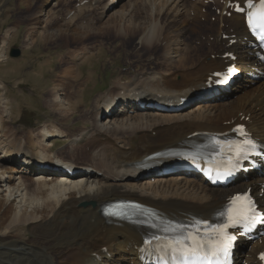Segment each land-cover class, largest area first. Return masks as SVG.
Wrapping results in <instances>:
<instances>
[{
	"label": "bare ground",
	"instance_id": "1",
	"mask_svg": "<svg viewBox=\"0 0 264 264\" xmlns=\"http://www.w3.org/2000/svg\"><path fill=\"white\" fill-rule=\"evenodd\" d=\"M161 1L145 0L147 18L134 20L128 19L134 4L127 5V0H108L103 11L83 25L82 19L81 23L72 15L61 18L57 12L50 10L49 13L47 7H53L58 1L45 0L41 10L23 22L26 50H34L37 45H63L65 52L59 54V58L69 54L70 65L64 68L59 83L52 82L45 90L52 97L58 118L44 122L38 129L15 127L14 107L12 110L6 93L0 92V264H139L135 247L141 244L143 232L105 218L101 209L107 202L137 200L170 214L210 215L236 190L252 186L254 192L259 193L256 188L259 177L253 174L245 179L241 175L243 181L235 190L228 187L222 191L210 189L192 173L139 179L143 174L140 167L150 162L146 160L149 155L189 141L183 133L225 131L244 116L243 123L264 142V80L237 79L229 92L214 98L219 101L212 105L202 100L189 110L177 113L139 106V99L168 104L169 100L193 97L213 79L214 72L229 64L222 58L225 52L238 55L236 66L243 69L245 77L246 65L254 62L249 55L250 48L243 42L244 18L237 14L228 19L221 12L217 25L211 24L213 28L199 35L190 34L197 40L205 34L214 37L208 45L209 41L201 43L207 45L204 54L198 56L199 47H195L197 58L188 51L182 52L179 36L169 43L175 32L186 35L195 27L205 29L212 15L206 2L221 3L222 0H196L190 4L185 0ZM227 2L221 5V11H231ZM204 8H207L205 12ZM188 12L194 13L189 20ZM201 23L205 24L203 28ZM111 31L115 38L135 39L138 50L156 42L162 43L164 51L160 59L149 56L147 67L129 79L115 78L111 88L98 93L87 107L84 92L88 83L85 82V86L78 83L81 66L102 56L108 44L98 43V40L81 49L72 45L109 35ZM224 34H235L236 44L230 46L229 41L223 39ZM6 36L0 46V62L8 58L11 36ZM80 107L85 109L79 110ZM78 121L82 124L76 128L65 124ZM87 121H91L94 128L82 127ZM154 130L157 133L151 135L149 132ZM49 135L63 139L65 146L56 148V139L51 143ZM86 144H94L98 149L77 158L74 152L82 150ZM55 161L64 166L73 165L84 173L65 178L45 174L37 168L40 163L54 164ZM259 202L263 203L264 197ZM87 209L94 210L98 224L92 226L83 221V211ZM256 247L264 249V246ZM254 251V248H239L238 264L246 259L250 264H259Z\"/></svg>",
	"mask_w": 264,
	"mask_h": 264
},
{
	"label": "rangeland",
	"instance_id": "2",
	"mask_svg": "<svg viewBox=\"0 0 264 264\" xmlns=\"http://www.w3.org/2000/svg\"><path fill=\"white\" fill-rule=\"evenodd\" d=\"M25 1L27 3H23L24 0L22 1L0 0V46L4 38L5 39L7 38L6 35L10 34L11 36L8 41L9 42L7 49L8 58L3 62H0V82H2L0 83V85L3 86L2 88L0 87V92L6 93L5 96L7 97V99L10 100V103L12 105V110L14 107L15 112L12 111V116L15 118L14 126L17 128L21 127V128L31 129L34 128L35 126H38L37 124L40 121L46 122L58 118V113L56 112V110H54V103L51 101L52 97L49 95L47 91L45 92V90L47 89L48 86L52 85L51 84L52 82L59 83V80L61 79V74H63V72L65 71L64 68L67 65H70V59H69V54L63 56L62 58H59V54H63L65 52V48L63 45L56 47H54V45L56 44L54 45L46 44L41 46L37 45V47H35L34 50L31 51L26 50V48L23 45V31L25 28V23L23 22L25 21V19H30L36 13H38L41 10L42 4L45 0H43L42 2H40V0H25ZM57 1H58L57 4L54 5L53 7L52 6L47 7L48 8L47 11L49 13L52 11H54L52 13L57 12L58 14H60V15L57 14V16L61 18L71 17L72 15V17H76L77 19H79L80 22H81L80 19H82L83 25H87L89 23L88 19L97 17L99 15V12H102L105 5H107L108 3V0H100V1L98 0L99 2L98 1L94 2L95 0L94 1L89 0V2H87L88 4L83 3L84 0L83 1L57 0ZM144 1L145 0H134V1L127 0V5L134 4L131 6L133 7L132 8L133 12L131 13L130 16H128V19L145 20V18H147L146 10L148 9L145 5L143 6V3H145ZM90 2L92 3V6H89L91 5ZM161 2L165 3L167 2V0H162ZM194 2L195 0H185V3L188 4ZM82 4L83 5L86 4V5L83 6ZM89 7L90 8L92 7L97 12L95 10H92V8L90 9ZM78 12L79 15L77 14ZM88 12L89 13L92 12V13L89 15ZM72 13L75 14L73 15ZM81 13L84 15L82 16ZM211 13L212 15L215 16L211 15L209 17L208 20L211 22L208 24V26L205 29L200 30L199 27H195L191 29L186 35L178 34L177 32H175L170 36L169 43H172L174 41V38L179 36V39L181 40L179 45L182 46V52L188 51L189 53L192 54L193 58H197L200 55V52L197 56L195 47L197 48L198 46H200L199 44L200 41H204L205 37L199 41L197 39H194V45L198 44V46L195 45L193 47V45L191 44L187 46L188 47L187 48L185 44L191 43L193 40L188 35L190 34L199 35L200 33H203L213 28L211 27V24L212 22L213 23L215 22L214 19L218 14L212 9H211ZM66 14H69L70 16ZM141 15L143 17H141ZM190 15L192 16L193 13L191 12L187 13L188 20L190 18ZM85 16L87 17L85 18ZM96 22L97 21L95 20L94 23L96 24ZM214 24L217 25V22ZM204 25L205 24L201 23L200 27L203 28ZM113 33L114 32L111 31L109 35L104 34L96 38H91L90 39L91 41L88 40L85 43L72 45L76 49H81L84 45L91 46L92 44L97 43L98 40H99L98 43L103 41L104 44L105 43L108 44V46L102 50L104 51L102 52V56L94 57L92 63H85L84 65L81 66L82 75H81V79L78 80V83H80L81 86H85V82L88 83L87 84L88 86L86 85V92H84L85 95L84 100L85 102H87V104L85 103L87 107L91 105L90 102L94 99V97L98 93L105 92L111 88L115 78L121 76L124 80H127L129 79V77L136 74L140 69L142 70L147 67L146 59L149 56H152L154 59H158V58L160 59L162 57L161 54H163L164 51L162 43L155 42V44H152L151 46H146L147 48L139 47L140 48L139 50H141L139 51L138 47H136L135 45L136 44L135 39L134 40L130 38L122 39V37L120 38L119 36L115 38ZM208 40L212 41V38L210 39L208 38ZM11 47H16L19 49L20 55L18 57L12 58L11 56H9ZM131 61L133 62V64ZM47 68L50 70L49 72L46 71ZM10 70L13 71V73L10 72ZM55 80L58 82H56ZM42 86L45 87L43 88ZM104 87H106L107 89L103 91H99L100 88L104 89ZM214 102L217 101L211 100V102L205 101L204 103H210L212 105ZM194 104L195 103H193V105ZM190 107H192V105ZM78 109L82 110L85 108L80 107ZM65 124L66 126H69L71 128H76L80 126L82 122L78 121L77 123H73V124L71 122H68ZM41 125L38 128H40ZM82 127L94 128L91 121H87V125ZM173 129L177 130L178 128L173 127ZM149 133L151 135H154L157 133V131L154 130ZM189 135H190L189 133H183V137L185 138H188ZM56 143H57L56 147L58 148L60 147L62 148L65 146L63 139H56ZM97 149L98 148L95 147L94 144H86L82 150L74 152V155L77 158H84L92 150H97ZM83 215H84L83 221H86V223L92 226L98 224L99 221L96 219V214L93 209H87L83 211Z\"/></svg>",
	"mask_w": 264,
	"mask_h": 264
},
{
	"label": "snow or ice",
	"instance_id": "3",
	"mask_svg": "<svg viewBox=\"0 0 264 264\" xmlns=\"http://www.w3.org/2000/svg\"><path fill=\"white\" fill-rule=\"evenodd\" d=\"M259 2L261 5L259 10L254 9L248 12V26L254 34L264 40V0H259ZM248 5L254 8L253 0H248ZM240 131L247 136L243 129ZM244 145L255 147V144L247 139L242 145L237 146L235 148L236 163H232L230 156L224 175H231L239 160L246 158L247 149ZM233 200L237 203L228 209L227 214L221 213V215H226L225 221L211 226L210 230L204 234L196 228L194 231L181 232L171 237H153L145 243L151 245L153 241H156V248L159 253H162L157 257L160 264H224L233 247V241L236 239L229 229L237 226L249 228L257 219L254 202L247 194L233 197ZM261 259H264V253L261 254Z\"/></svg>",
	"mask_w": 264,
	"mask_h": 264
},
{
	"label": "water",
	"instance_id": "4",
	"mask_svg": "<svg viewBox=\"0 0 264 264\" xmlns=\"http://www.w3.org/2000/svg\"><path fill=\"white\" fill-rule=\"evenodd\" d=\"M20 55V51L18 48H12L11 50V56L18 57Z\"/></svg>",
	"mask_w": 264,
	"mask_h": 264
}]
</instances>
